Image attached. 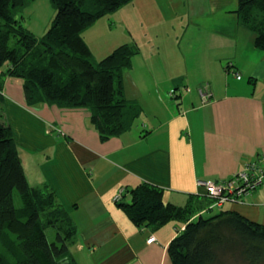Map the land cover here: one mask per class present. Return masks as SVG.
I'll list each match as a JSON object with an SVG mask.
<instances>
[{
    "label": "crops",
    "instance_id": "0c3cea01",
    "mask_svg": "<svg viewBox=\"0 0 264 264\" xmlns=\"http://www.w3.org/2000/svg\"><path fill=\"white\" fill-rule=\"evenodd\" d=\"M237 7L238 0H132L85 30L96 61L135 44L131 68L146 59L154 64L148 79L125 71L126 97L142 111L130 130L105 141L89 109L29 106L23 80L6 77L2 121L11 127L30 184L54 193L69 213L77 264H172L168 246L186 224L140 227L119 204L131 202V191L146 183L163 189L167 203L192 205L197 217L210 205L198 181L227 179L264 153V50L240 23ZM148 25L155 33L140 34ZM172 37L181 52L175 63L161 59ZM190 71L207 74L193 79ZM183 79L189 93L179 107L166 105ZM201 83L212 93L208 103L196 90ZM220 208L264 224V182L243 202ZM152 235L156 241L149 243Z\"/></svg>",
    "mask_w": 264,
    "mask_h": 264
},
{
    "label": "trees",
    "instance_id": "16d2710c",
    "mask_svg": "<svg viewBox=\"0 0 264 264\" xmlns=\"http://www.w3.org/2000/svg\"><path fill=\"white\" fill-rule=\"evenodd\" d=\"M29 1L0 0V108L5 78L12 77L23 80L29 106L89 109L103 141L130 130L142 109L126 97L124 75L139 47L123 44L96 61L83 33L132 0H50L56 15L41 38L18 14ZM234 12L264 50V0H238ZM131 192V202L119 205L136 225L186 224L168 246L172 264H223L230 255L247 264L264 262V224L237 211H214L208 197L207 211L194 217L192 205L165 202L157 186L144 183ZM48 228L57 231L54 241ZM76 230L54 193L30 184L11 127L0 115V264H77L72 253Z\"/></svg>",
    "mask_w": 264,
    "mask_h": 264
},
{
    "label": "rangeland",
    "instance_id": "374dc122",
    "mask_svg": "<svg viewBox=\"0 0 264 264\" xmlns=\"http://www.w3.org/2000/svg\"><path fill=\"white\" fill-rule=\"evenodd\" d=\"M18 14L22 18L23 25L28 30H30L37 38H41L42 36H44L46 34V32L52 26L55 15H56V9L51 4L50 0H34V1L30 0L23 8H21L19 10ZM105 17H108V15ZM171 20L172 19H169V21H171ZM166 24L168 25L167 29H168V27L170 28V24H168V21H166ZM117 27H118V29H121V27L120 28H119V26H117ZM136 28H139L138 25L136 26ZM116 29L115 28L113 29V31H112L113 34L117 33ZM101 31H103V29L99 30V32H101ZM154 33L155 32L152 30L151 26L148 25V29L143 27L140 34H144V36L145 35L147 36L149 34L151 36ZM107 35L108 36L111 35L110 31L108 29H107ZM143 44L148 46V41L145 40ZM170 45H171L172 49L168 50V55L162 54L161 59L167 60V61L171 60L172 63H175L174 59H176V58L178 59V53H181V52L178 50V48H177L178 44L175 42L174 38L171 41ZM150 46H151V44H150ZM147 64H149V66H147ZM134 65L135 66L133 69L132 68L128 69V70H131L133 75H136V76L140 75L141 77L142 76L147 77V76H150L152 74H155L153 71V68H152V67H154V64H152V63L150 64L148 59L143 60V61L139 62L138 64L134 63ZM198 72H201V71H198ZM173 73L184 74L183 71H175V70H173ZM189 73L193 79L195 77H200V76L207 74V73H197V72H192V71H190ZM148 78L149 77H147V79ZM183 82H185V83H183V84L179 83L178 86L174 87L171 91H169L170 93H167L166 105H168V102H171L172 104L176 105L175 107H179V105H181L182 97L184 95H187L189 93L188 90H190L189 85L186 86L187 80L183 79ZM205 86L206 85L204 83H201L200 85H198V87H196V90H198V92L200 93L199 90H204L207 88ZM150 89L152 90L151 87H150ZM204 103H208V101H204ZM0 111H1V108H0ZM141 117L145 118L144 120L147 121V117H145L144 113H142ZM141 117H140V119H141ZM204 201L209 203L208 199L204 200ZM15 204L17 207L21 206V200H20V197L18 195H16V197H15ZM47 233H48L49 239L51 241H54L56 238V234H57L56 229L55 228H48ZM224 261H225V263H223V264H247L239 256H232V255H230V257H228ZM260 264H264V262H262Z\"/></svg>",
    "mask_w": 264,
    "mask_h": 264
},
{
    "label": "built area",
    "instance_id": "2783aa9c",
    "mask_svg": "<svg viewBox=\"0 0 264 264\" xmlns=\"http://www.w3.org/2000/svg\"><path fill=\"white\" fill-rule=\"evenodd\" d=\"M204 101H209L212 93L207 90H199ZM62 135H65L62 133ZM264 182V153L247 161L243 169L227 179L221 181H198V186L204 189L206 197L214 201L212 207H222L227 203L243 202L246 196L253 193ZM123 190L115 197V201H121ZM156 237L152 235L148 242L153 243Z\"/></svg>",
    "mask_w": 264,
    "mask_h": 264
}]
</instances>
